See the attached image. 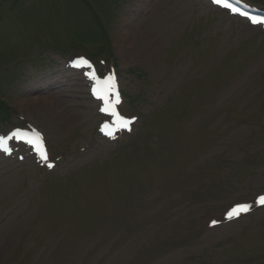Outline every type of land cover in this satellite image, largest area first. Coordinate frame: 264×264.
I'll list each match as a JSON object with an SVG mask.
<instances>
[{
	"label": "rangeland",
	"instance_id": "rangeland-1",
	"mask_svg": "<svg viewBox=\"0 0 264 264\" xmlns=\"http://www.w3.org/2000/svg\"><path fill=\"white\" fill-rule=\"evenodd\" d=\"M263 37L200 0H0V134L38 128L55 164L0 158V264H264V207L205 227L264 191ZM80 52L117 72L133 135L100 131Z\"/></svg>",
	"mask_w": 264,
	"mask_h": 264
},
{
	"label": "snow or ice",
	"instance_id": "snow-or-ice-1",
	"mask_svg": "<svg viewBox=\"0 0 264 264\" xmlns=\"http://www.w3.org/2000/svg\"><path fill=\"white\" fill-rule=\"evenodd\" d=\"M212 3L217 4V5H222L223 7L229 9L233 14L247 16V13L242 12L239 8L233 7L232 4L228 2V0H212ZM248 19L253 24H264V19H258V18L250 17V16L248 17ZM84 64L87 65L89 68L91 67L90 65L87 64V61H84ZM76 66H79V65H76ZM89 78H94V77L90 75ZM93 92L95 94V89H93ZM101 111L108 112L109 110L107 108H103L101 109ZM110 114L116 117L119 122L118 128L116 130H130L129 125L133 122V119L121 117L116 112H111ZM107 129H108V125H104L103 127H101L100 131L103 132L105 135L114 139L115 138L114 131H108ZM13 135L15 134L13 133ZM28 142L32 143L31 141H28ZM4 144H5V139L3 137H0V151L10 154V149H8L7 147H4ZM40 157L45 162L48 159L46 153H43V152L40 153ZM47 167L52 168L53 165L51 163H48ZM256 203L259 205H264V196H260L257 199ZM251 207L252 205L250 204H237L225 214L226 218L231 220L235 217H238L240 214L248 212ZM216 223L218 222L215 220L212 221V225H215Z\"/></svg>",
	"mask_w": 264,
	"mask_h": 264
},
{
	"label": "bare ground",
	"instance_id": "bare-ground-1",
	"mask_svg": "<svg viewBox=\"0 0 264 264\" xmlns=\"http://www.w3.org/2000/svg\"><path fill=\"white\" fill-rule=\"evenodd\" d=\"M59 114H61V115H59ZM45 115L54 121H58V120L64 121L65 120V116H64L63 112H60V113H57L56 111H54V113L53 112L52 113L47 112Z\"/></svg>",
	"mask_w": 264,
	"mask_h": 264
}]
</instances>
